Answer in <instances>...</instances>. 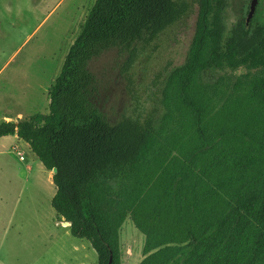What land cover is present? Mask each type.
<instances>
[{"label": "trees", "instance_id": "16d2710c", "mask_svg": "<svg viewBox=\"0 0 264 264\" xmlns=\"http://www.w3.org/2000/svg\"><path fill=\"white\" fill-rule=\"evenodd\" d=\"M225 0H95L48 90V114L0 123L52 174L51 208L96 264H121L126 219L144 237L140 264H264V24L226 30ZM194 14L182 64L158 106L110 124L89 63L116 49L126 66ZM222 73L205 83L202 75ZM240 152L243 166L213 169Z\"/></svg>", "mask_w": 264, "mask_h": 264}, {"label": "rangeland", "instance_id": "374dc122", "mask_svg": "<svg viewBox=\"0 0 264 264\" xmlns=\"http://www.w3.org/2000/svg\"><path fill=\"white\" fill-rule=\"evenodd\" d=\"M225 1L224 24L229 31L238 19H246L251 0ZM94 2L0 0V123L48 114V90ZM254 16L255 22L264 24V0L258 1L249 23ZM193 26L190 12L130 66L116 49L89 63L97 84V105L110 124L158 106L164 76L182 64ZM221 75L208 72L202 81L212 83ZM11 139L0 138V264H75L78 260L96 264L89 243L73 238L56 218L50 204L55 188L48 172L29 148ZM211 159L213 169L247 163L240 152ZM143 246L144 237L126 219L119 230L121 264H140Z\"/></svg>", "mask_w": 264, "mask_h": 264}, {"label": "crops", "instance_id": "0c3cea01", "mask_svg": "<svg viewBox=\"0 0 264 264\" xmlns=\"http://www.w3.org/2000/svg\"><path fill=\"white\" fill-rule=\"evenodd\" d=\"M16 123V122H15ZM12 139L11 140H15L16 142H18V143H20V144H22V146L24 145L26 148H29L28 147V145L27 144H25L24 142H22L21 140H19L16 136H12L11 137ZM30 150V149H29ZM31 152V151H30ZM33 155V154H32ZM34 156V155H33ZM20 157H22V156H20ZM19 157V158H20ZM34 158H36L35 156H34ZM37 159V158H36ZM23 160H24V158H23ZM21 162V161H20ZM22 162H24V161H22ZM42 166V165H41ZM43 168V167H42ZM44 169V168H43ZM27 170L28 171H30V168H27ZM46 171V170H45ZM47 172V171H46ZM52 173V172H51ZM51 173L50 172H48V174H49V179L51 180V184H52V175H51ZM54 194H55V192H54ZM54 194H53V196H54ZM53 196H51V200H52V198H53ZM51 200H50V203H51ZM53 210V209H52ZM55 213V212H54ZM56 215V214H55ZM57 218V217H56ZM61 226L62 227H64V228H66L67 230H68V232H69V225L68 226H64L63 225V223L61 224ZM81 261H82V263H81ZM75 264H83V260H78V261H76L75 262Z\"/></svg>", "mask_w": 264, "mask_h": 264}, {"label": "water", "instance_id": "95a60500", "mask_svg": "<svg viewBox=\"0 0 264 264\" xmlns=\"http://www.w3.org/2000/svg\"><path fill=\"white\" fill-rule=\"evenodd\" d=\"M259 0H251L250 1V4H249V7H248V13H247V16H246V24L249 23V21L251 20V18L253 17V14L255 12V8H256V5L258 3ZM56 173V169H53L52 170V174H55ZM63 225L64 226H68V223L66 222H63Z\"/></svg>", "mask_w": 264, "mask_h": 264}, {"label": "built area", "instance_id": "2783aa9c", "mask_svg": "<svg viewBox=\"0 0 264 264\" xmlns=\"http://www.w3.org/2000/svg\"><path fill=\"white\" fill-rule=\"evenodd\" d=\"M19 160H20V161H23V157H20Z\"/></svg>", "mask_w": 264, "mask_h": 264}]
</instances>
